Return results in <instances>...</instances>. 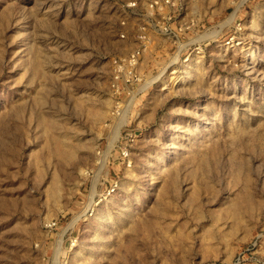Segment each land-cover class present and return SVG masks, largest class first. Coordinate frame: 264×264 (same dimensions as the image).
Returning <instances> with one entry per match:
<instances>
[{
  "label": "rangeland",
  "instance_id": "1",
  "mask_svg": "<svg viewBox=\"0 0 264 264\" xmlns=\"http://www.w3.org/2000/svg\"><path fill=\"white\" fill-rule=\"evenodd\" d=\"M0 264H264V0H0Z\"/></svg>",
  "mask_w": 264,
  "mask_h": 264
},
{
  "label": "bare ground",
  "instance_id": "2",
  "mask_svg": "<svg viewBox=\"0 0 264 264\" xmlns=\"http://www.w3.org/2000/svg\"><path fill=\"white\" fill-rule=\"evenodd\" d=\"M35 70V69H34ZM198 70V68L197 67H192L191 65H190V67H188L186 70H184L185 72L184 73H182L181 75H180V77H179V79H180V81H181V84L182 85H185V84H187V83H189V82H191L192 81V77H194L195 76V71H197ZM198 73V72H197ZM103 103L102 104H104V101H102ZM100 105V104H99ZM104 108V107H103ZM103 110V109H102ZM102 110L101 109H97L93 114H92V118H97V117H101V115H103L102 113ZM89 114H91L90 112H89ZM49 124V123H48ZM63 156L64 157H66V158H71L72 157V155H71V152L70 153H68V152H65L64 151V153H63ZM163 156L162 157H160L159 158V168H161L162 167V163H163ZM161 170V169H160ZM103 218H104V214H103V212H102V210L101 209H99L98 210V212H97V219L100 221V223L101 222H103ZM77 251H78V248H76V249H74V250H72V257H75L76 256V254H77Z\"/></svg>",
  "mask_w": 264,
  "mask_h": 264
},
{
  "label": "built area",
  "instance_id": "3",
  "mask_svg": "<svg viewBox=\"0 0 264 264\" xmlns=\"http://www.w3.org/2000/svg\"><path fill=\"white\" fill-rule=\"evenodd\" d=\"M123 155H125V154H123ZM113 192H114V190L111 189L110 192H107V195L110 196Z\"/></svg>",
  "mask_w": 264,
  "mask_h": 264
}]
</instances>
